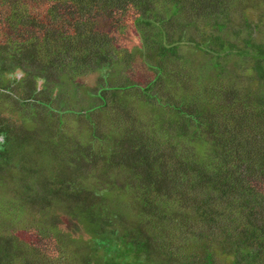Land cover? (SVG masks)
Returning <instances> with one entry per match:
<instances>
[{"label":"trees","instance_id":"trees-1","mask_svg":"<svg viewBox=\"0 0 264 264\" xmlns=\"http://www.w3.org/2000/svg\"><path fill=\"white\" fill-rule=\"evenodd\" d=\"M20 227L54 264H264V0H0V264Z\"/></svg>","mask_w":264,"mask_h":264},{"label":"rangeland","instance_id":"rangeland-1","mask_svg":"<svg viewBox=\"0 0 264 264\" xmlns=\"http://www.w3.org/2000/svg\"><path fill=\"white\" fill-rule=\"evenodd\" d=\"M124 12H125L124 14H127L129 16L131 15L128 11L124 10ZM127 51L129 52V59H130L131 52L128 49H127ZM133 63H134V66H133L132 72L138 73L140 66L136 65L135 60H131L130 64H133ZM221 65L223 68V66H225V63L221 62ZM129 68H130V66H129ZM129 68H128L127 75H128V78H131L132 75L129 71ZM223 70H226V69H223ZM234 73H236V72H234ZM24 223H23L24 225L22 224L23 225L22 227H25L27 225L26 221H24ZM65 226H66V223H65L64 227ZM19 231L21 232V236H18V237L19 238L22 237L25 242H29L30 244H33L37 249V252L36 253L34 252V256H32L29 259L27 264H38V263L54 264L55 263L53 258H55L59 254L58 253L59 251H57V247H56L57 245L54 242H50V243L48 242L49 237L46 239V237L44 235H42L40 232H38L34 228L21 229V227H20ZM61 231H63V230H61ZM68 233L70 235H72L73 237H75V236L78 237L80 235H83V229L75 226V227L71 228ZM15 235H19L18 230L15 232ZM38 237H41V240ZM58 249H59V247H58Z\"/></svg>","mask_w":264,"mask_h":264}]
</instances>
